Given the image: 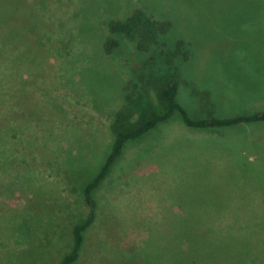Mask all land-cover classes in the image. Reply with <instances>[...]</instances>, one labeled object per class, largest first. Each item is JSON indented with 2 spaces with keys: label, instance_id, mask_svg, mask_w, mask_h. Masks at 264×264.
Masks as SVG:
<instances>
[{
  "label": "rangeland",
  "instance_id": "obj_1",
  "mask_svg": "<svg viewBox=\"0 0 264 264\" xmlns=\"http://www.w3.org/2000/svg\"><path fill=\"white\" fill-rule=\"evenodd\" d=\"M56 1L0 0V264H59L87 212L82 186L110 150L114 115L157 111L156 83L172 65L192 117L264 110V0ZM133 5L171 19L189 51L161 63L126 42L109 54L92 47ZM191 87L208 93L205 107ZM94 200L73 264H204L207 238L224 255L206 263L264 264V224L249 222L264 215V124L194 131L174 117L126 146ZM188 210L220 214L210 236L209 224L197 226L204 254L189 255L182 238ZM234 219L252 235L239 239L235 225L217 242Z\"/></svg>",
  "mask_w": 264,
  "mask_h": 264
},
{
  "label": "trees",
  "instance_id": "obj_2",
  "mask_svg": "<svg viewBox=\"0 0 264 264\" xmlns=\"http://www.w3.org/2000/svg\"><path fill=\"white\" fill-rule=\"evenodd\" d=\"M139 2L142 1L137 0V3ZM55 3L58 5L61 2L55 0ZM81 5H84V3H81L80 1L78 7H76L77 11L81 8L83 11L84 7H81ZM133 6L124 12V16L121 19H116V16L110 17L106 25V36L101 38L98 46H91L94 48L99 47L103 53L109 54L114 49L122 47L120 45L121 42H126L133 46L138 55L144 56L148 53H153L152 55H156L154 57L156 59L159 58L158 61L161 63L167 62L162 56H165L169 51L175 53L181 49L184 51V48L189 51L186 48L187 44L185 45L182 38L173 36L171 31L173 30V22L171 19H166L165 17L164 19H161L160 17L163 14L155 13V11L152 12L147 6ZM60 7L61 6H59V8ZM156 14L160 17H157ZM81 42H83V40H81ZM87 44L90 45L91 42L88 41ZM149 60L151 61V58H149ZM150 64L152 65L149 66L154 65L153 63ZM180 74L181 73L177 70V67L172 65V73H170L168 77H164L160 83H156L157 86L155 88V93L157 98V111L142 108L139 115L133 119L131 111L126 108L118 110L114 115V120L110 126L112 133L110 150L95 175L82 186V196L87 212L84 219L73 226L71 230L70 250L62 256L59 264H73L77 261L83 246L84 235L96 218L97 205L94 200V193L110 172L115 161L123 154L124 149L129 143L137 141L155 129L170 123L174 117L178 118L179 123L184 128L194 131L227 130L264 124V110L220 118L212 116L202 118L192 117L178 100L181 79ZM191 88V93H193L191 95L197 100V102L199 101L201 107H205V105L208 104V93L206 91H197V89L194 90L193 87ZM183 216L185 217H182L184 220H181L182 222L180 225L184 227V234L181 233V235H183L182 238H185L188 241L189 255H193L198 250L199 252L201 250L198 249V246L200 245L198 241L200 239L199 231L201 229L197 226H200L201 223L209 224V228L205 231L206 233H209L208 235L210 236V233L213 231L211 229L213 221L220 216V214H215L214 212L211 214H193L188 210L183 212ZM235 219L233 220V223H230L232 226H227L226 231L223 232L220 237L216 236L218 237L217 242L220 238L221 240H224L225 235L229 231L228 229L233 230L235 225L240 226V229L235 231L236 237L239 239H245L252 235L250 229L247 227L248 224L241 225L239 219H237L238 221ZM255 220L256 222H253ZM249 222L254 223V226L262 225L264 224V215H252L249 217ZM207 240L211 243L210 247L205 248L206 250L209 248V252L203 251L200 252L201 254H204L205 252L208 260H211L210 257L214 254L224 255L220 250L214 249L215 251H213L212 248L216 243L213 244L211 238H207ZM239 250L241 249H238V251ZM207 261H205L204 264H210L206 263ZM229 263L232 264L233 261Z\"/></svg>",
  "mask_w": 264,
  "mask_h": 264
}]
</instances>
